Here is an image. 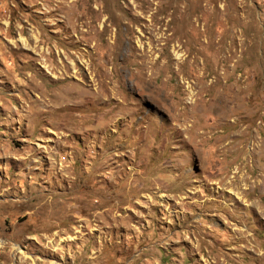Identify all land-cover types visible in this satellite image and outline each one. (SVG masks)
I'll return each mask as SVG.
<instances>
[{
  "label": "rangeland",
  "instance_id": "rangeland-1",
  "mask_svg": "<svg viewBox=\"0 0 264 264\" xmlns=\"http://www.w3.org/2000/svg\"><path fill=\"white\" fill-rule=\"evenodd\" d=\"M0 264H264V0H0Z\"/></svg>",
  "mask_w": 264,
  "mask_h": 264
}]
</instances>
